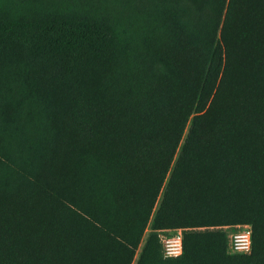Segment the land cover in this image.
I'll return each instance as SVG.
<instances>
[{
	"label": "trees",
	"instance_id": "obj_1",
	"mask_svg": "<svg viewBox=\"0 0 264 264\" xmlns=\"http://www.w3.org/2000/svg\"><path fill=\"white\" fill-rule=\"evenodd\" d=\"M0 264H264V0H0Z\"/></svg>",
	"mask_w": 264,
	"mask_h": 264
},
{
	"label": "built area",
	"instance_id": "obj_2",
	"mask_svg": "<svg viewBox=\"0 0 264 264\" xmlns=\"http://www.w3.org/2000/svg\"><path fill=\"white\" fill-rule=\"evenodd\" d=\"M250 226L249 225H235L229 229L228 243L229 251L233 253H247L251 247L250 241ZM164 230L160 232V239L163 245L164 255L168 257H176L181 254L182 240L181 231L167 235Z\"/></svg>",
	"mask_w": 264,
	"mask_h": 264
},
{
	"label": "rangeland",
	"instance_id": "obj_3",
	"mask_svg": "<svg viewBox=\"0 0 264 264\" xmlns=\"http://www.w3.org/2000/svg\"><path fill=\"white\" fill-rule=\"evenodd\" d=\"M167 233H168V232H167ZM173 233H176V230H174Z\"/></svg>",
	"mask_w": 264,
	"mask_h": 264
}]
</instances>
